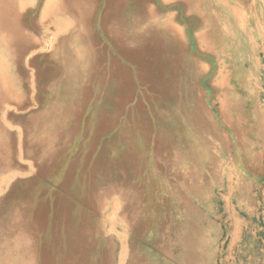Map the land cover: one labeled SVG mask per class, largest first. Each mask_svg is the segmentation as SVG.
Here are the masks:
<instances>
[{"label":"rangeland","instance_id":"1","mask_svg":"<svg viewBox=\"0 0 264 264\" xmlns=\"http://www.w3.org/2000/svg\"><path fill=\"white\" fill-rule=\"evenodd\" d=\"M123 263L264 264V0H0V264Z\"/></svg>","mask_w":264,"mask_h":264},{"label":"bare ground","instance_id":"2","mask_svg":"<svg viewBox=\"0 0 264 264\" xmlns=\"http://www.w3.org/2000/svg\"><path fill=\"white\" fill-rule=\"evenodd\" d=\"M102 161V160H101ZM36 204V203H35ZM33 207H34V205H33ZM47 235V234H46ZM40 238V237H39ZM64 245V244H63ZM65 247V246H64ZM122 248V247H121ZM123 249V248H122ZM123 251V250H122ZM123 253V252H122ZM96 258V257H95ZM124 264V263H123Z\"/></svg>","mask_w":264,"mask_h":264}]
</instances>
